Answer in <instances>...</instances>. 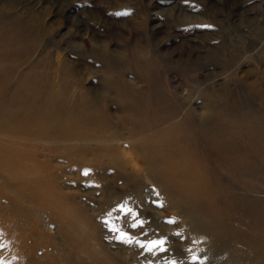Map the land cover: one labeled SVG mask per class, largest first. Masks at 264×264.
Segmentation results:
<instances>
[{
  "label": "rangeland",
  "instance_id": "374dc122",
  "mask_svg": "<svg viewBox=\"0 0 264 264\" xmlns=\"http://www.w3.org/2000/svg\"><path fill=\"white\" fill-rule=\"evenodd\" d=\"M23 73L17 90L36 100L11 113L19 134L0 111V153L27 155L22 170L41 172V194L74 206L69 228L57 207L33 208L36 218L0 196L24 264H208L174 209L184 185L239 234L264 238V0H0L1 93ZM108 130L120 166L104 154ZM131 139L155 143L153 167L182 179L163 189Z\"/></svg>",
  "mask_w": 264,
  "mask_h": 264
},
{
  "label": "bare ground",
  "instance_id": "6f19581e",
  "mask_svg": "<svg viewBox=\"0 0 264 264\" xmlns=\"http://www.w3.org/2000/svg\"><path fill=\"white\" fill-rule=\"evenodd\" d=\"M25 77H26V73H23L22 76H20L17 79V82H16V90L13 93H11V94L10 93L9 94L7 93V95H4V90H2L3 93H1V90H0V93H1L0 94V102H1L0 103V111H1V113H7V116H8V118H6L7 124L10 125V126H13L16 130H19L18 134L21 133V129H22V125H21L22 123L20 122L21 119L17 121L15 118H12V114L11 113H13V110L14 109H17V110L19 109L18 114H20V115L24 114L23 113V109H22L21 106L23 105V102L25 103L26 98L27 99L30 98V101H32L31 99H33V101L36 100L35 97H34L35 96L34 93L33 94H29L27 92H24L23 90H19V91L17 90V89H19V86H20V88H22L24 86L23 83H26L27 79H25ZM0 86L2 87V85H0ZM65 90H66L65 87H61V93L62 94H65ZM22 92H24V94H22ZM2 94H3V97L1 96ZM55 95H56V93H55ZM79 95H80V99L82 100L81 103L84 104L83 106L86 105L87 111H92V112L95 111V108L93 106V103H92L91 99L88 97V95H89L88 90H85V89L80 90ZM4 98H5V100H7L9 98L11 99V105L8 106V107H11V108L4 107L3 103L5 101H3V102L1 101V99L4 100ZM51 114H52V112H51ZM31 115H33V114H31ZM67 115H69V114H67ZM131 115H132V113H131ZM107 119L111 120L110 115L107 116ZM64 121L65 120H63V122ZM2 122H3V120H2ZM37 122H38V120L36 122H34V123H37ZM77 123L79 124V122H77ZM100 124H101V122H100ZM37 125H39V123H37ZM64 125H66V124H64ZM67 125H69V124H67ZM74 126H75V124H74ZM78 128H79V126H78ZM83 128H85V127H83ZM86 128H88V127H86ZM35 130H37V129H35ZM83 131H84V129H83ZM108 131H106V132H108ZM37 134H35V135L37 136ZM75 135H76V133H75ZM77 135L78 136H76V137H81L79 133ZM113 135L114 134H112V132H110V134L105 135L104 137L101 136V137H103L102 139L104 141V146H105V148H104L105 149L104 150L105 153L104 154L110 156V163H112V164L116 163L117 165H119L120 163H119V161L117 160V158L115 156L116 155V152L115 151L118 149V145L116 143H119V140H115L116 141V143H115L114 142V139H113L114 138ZM14 136H16V135H14ZM24 136H25V134H24ZM43 136H45V135H43ZM41 138H39V139H41ZM87 140L88 139L84 138V139H81L80 142L82 144V143H85ZM18 141H19V139H18ZM34 142H35V140H34ZM73 142H75V141H73ZM130 142H131L130 145L133 148H135L136 150H138V153H140V158H141L140 160L144 161L145 163L148 162L147 164H149V171L147 170L146 172H148V174L150 173V175L152 174L154 177L157 175V177L161 179L160 183H161V186H163L162 187L163 189L168 188L170 186H173L172 185L173 184V181L170 180L171 178L173 180L176 179V178L182 179V177L184 176V174H183L182 171H176V169L174 170L172 168V170L174 172L173 173H168V175H167V174L162 173L161 171H159L155 167H153L154 162H157L158 160H160V157L158 156V153H157V149L154 147V144L155 143H153V147H151V146L145 144L146 143L145 140L136 141L134 139H131ZM142 143H143V145H142ZM27 144H30V143H27ZM27 144H25V145H27ZM2 145L5 146L3 143H2ZM17 146L21 147L20 144H17ZM4 150H3L2 153H0V155H2L6 151H8V152L5 153V156H7V158L4 157V156L3 157L0 156V176H1L2 181H4L7 185H3L2 187H0V196L1 197H5L6 200H8L7 201L8 202L7 206L9 205V207L12 209V211L14 210L16 212L17 211H20V210H23V209H25V210L26 209H31L29 211L28 210H26V211H28L32 215L34 213L33 208L40 209V208H44V207H47V208L49 207L54 212L55 208L57 207L56 208V211H57V216L60 217V222L65 227H69L70 228L71 225L73 224L72 223V220H71L72 217H70V214H71V212L73 211V208H74L73 204L70 201H67L66 204H64V207L62 208V210H60L57 205L55 206V202H54V199L52 197H45V196H43L41 194L42 191H43L42 179H40L42 177L40 175L41 172H38L37 170H34V172L32 173L30 170H27V169L24 170V171L22 170V169H24L22 167V165L24 166V164L26 163V162L24 163V157L27 156V155H24L20 151H14V150H10V149H7L6 151H4ZM179 160L180 159H178V161ZM35 162H37V161H35ZM90 162H91V160H90ZM39 164H40V162H39ZM87 164L89 166V163H87ZM131 165H133V164H131ZM41 166L42 165H40V167ZM49 168L51 170V167H49ZM47 170H49V169H47ZM51 174H52V172H51ZM147 178L149 179V177H147ZM179 183L182 184V182H179ZM176 186L181 191V186L182 185L181 186L176 185ZM183 190L186 191V192H182L181 191L182 193H178L179 196L176 195V197L179 200V202L176 203V207L174 209H176V211H177V215L179 216V218L181 220V223H182L183 228H185V230L190 235V237L192 238V240L195 243H197L200 246V248L202 249L201 251H199L197 253V260H198V262H202V263L205 262V263H208V264H264V238L263 237H260L258 240H253V239H251L248 236H244V235L239 234L237 231H235L236 229H234L236 227H234V226H233L234 228L232 227V224L230 222L231 218L229 219L226 216V213L224 214L221 211V209H218V210L214 209V210H212V208H213L212 206H210L209 204L207 205L205 203L203 204L202 202L199 205V203H197V199H196L198 197L196 196L195 192L191 189V187H185V185H184ZM186 193H187V195H185ZM211 195H209V197H211ZM118 197L115 198V199H118ZM208 200H212V199L210 198ZM27 203H29L31 206L25 207ZM180 203H182V204L185 203L188 206L185 207V208H183V207H181V204ZM217 203H220V202H217ZM58 205H59V203H58ZM36 213H38V212H36ZM36 213H34V216L37 218L38 215ZM8 218H10L9 209L6 208V206L3 207L1 205V203H0V233L2 235L6 236V239L7 240H5V241H6L7 246H9L8 247L10 249L9 251H11L9 253V255L7 256L8 259H5L3 263H8V264H24V262H25L24 259L25 258H23L22 254H19L20 252L18 253V252H15L13 250V247L12 246H14V245H13L12 242L15 241L16 239L15 240L14 239H10V237H13V233H15V232H14V230H12L13 231L12 236H10L9 233L12 232V231H10V229L12 227H15V226L13 225L11 228H7L6 227L5 223L8 221ZM232 221H235V220L233 219ZM235 222H237V220ZM10 223L13 224L15 222H11L10 221ZM238 226H239V224H238ZM13 229H15V228H13ZM239 232H241V231H239ZM15 235H16V233H15ZM249 235H250V233H249ZM187 240H188V238H187ZM16 243H14V244H16ZM18 247H19V245H18ZM42 262H44V261H42Z\"/></svg>",
  "mask_w": 264,
  "mask_h": 264
}]
</instances>
